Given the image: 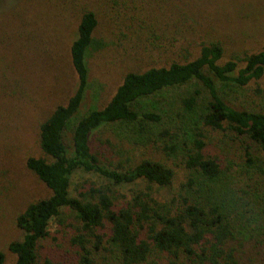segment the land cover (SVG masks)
I'll return each mask as SVG.
<instances>
[{
  "label": "trees",
  "instance_id": "16d2710c",
  "mask_svg": "<svg viewBox=\"0 0 264 264\" xmlns=\"http://www.w3.org/2000/svg\"><path fill=\"white\" fill-rule=\"evenodd\" d=\"M18 1L0 0V12ZM175 1L169 10L177 8ZM77 13L68 45L75 87L38 123L39 154L24 161L48 194L15 213L19 237L5 247L11 264H264V104L235 108L218 96L212 81L243 86L259 79L264 50L231 54L221 62L219 40L199 41L193 58L125 71L105 104L79 114L88 87L87 51L104 44L93 36L97 12L84 5ZM173 17L178 28L174 9ZM142 40L134 55L156 48L153 40ZM192 80L201 88L173 96L166 107L174 117L161 126L158 115L147 110L158 109L161 91ZM258 91L262 102L264 90ZM107 124L126 128L123 135L134 144L158 143L166 158L105 155L95 144L100 137L91 140V134ZM175 161L182 167L178 180ZM75 171L106 183L83 179L74 183L71 195ZM119 185H131L128 196L116 191ZM50 220L70 250L62 259L39 260L41 242L59 238L50 235Z\"/></svg>",
  "mask_w": 264,
  "mask_h": 264
},
{
  "label": "rangeland",
  "instance_id": "374dc122",
  "mask_svg": "<svg viewBox=\"0 0 264 264\" xmlns=\"http://www.w3.org/2000/svg\"><path fill=\"white\" fill-rule=\"evenodd\" d=\"M111 1L22 0L0 12V250L4 264H11L13 257L6 250V243L19 237L15 213L28 201L48 194V189L25 168L24 161L28 155L39 154L38 123L56 104L63 103L75 87L68 45L76 33L79 8L87 5L97 12L93 36L104 44L99 50L87 51L88 87L79 114L105 104L125 71L162 65L171 59L193 58L199 41L219 40L224 48L221 62L231 54L264 50V0H177V8L173 9L178 15V28L172 23L173 9H168L172 0ZM184 12L188 15L183 16ZM125 14L132 20H127ZM144 27L146 33L142 32ZM144 38L153 40L156 48L134 55V46H139ZM212 81L218 96L235 108L257 109L264 104V98L259 102L258 96V88L264 90V72L243 86L224 84L214 78ZM193 87L199 89L201 84L192 80L164 89L159 94L163 99L158 100V109L147 111L158 115L161 126L169 125L174 114L166 103ZM158 128L153 125L152 129ZM125 133L128 131L119 124H107L94 130L91 140L100 137L95 144L100 143L98 148L107 156L166 158L158 143L134 144ZM172 161L167 157V162ZM172 166L178 180L182 167L178 161ZM83 179L106 183L93 173L75 171L70 177L71 195L74 183ZM130 186L119 185L115 189L128 196ZM47 229L50 235L59 237L60 227L53 220ZM66 249L70 250L61 236L45 239L40 245L39 260L62 259Z\"/></svg>",
  "mask_w": 264,
  "mask_h": 264
}]
</instances>
